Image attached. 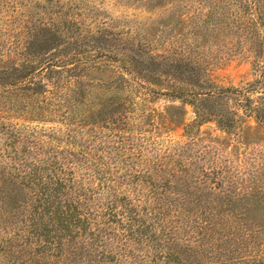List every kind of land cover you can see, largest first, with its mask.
Returning <instances> with one entry per match:
<instances>
[{"label": "rangeland", "instance_id": "1", "mask_svg": "<svg viewBox=\"0 0 264 264\" xmlns=\"http://www.w3.org/2000/svg\"><path fill=\"white\" fill-rule=\"evenodd\" d=\"M74 21L131 52L198 58L225 85L252 81L264 52V0H0V59L23 62L38 26ZM118 72L84 70L73 110L50 94L0 103V264H264V206L227 203L264 189L254 153L223 160L226 134L185 129L170 79L110 86Z\"/></svg>", "mask_w": 264, "mask_h": 264}, {"label": "trees", "instance_id": "2", "mask_svg": "<svg viewBox=\"0 0 264 264\" xmlns=\"http://www.w3.org/2000/svg\"><path fill=\"white\" fill-rule=\"evenodd\" d=\"M104 32L84 30L78 21L67 29L51 24L38 26L24 45L23 62H14L11 56L0 59V103L7 104V98L14 93L23 100L39 102L50 94L59 95L60 100L70 104L73 110L76 102L83 97L80 90L89 85L83 80L84 70L92 67L110 66L119 71L110 86L126 82L124 73L130 75L129 79H134L136 75L150 83H159L167 77L170 80L164 88L171 97L182 102L181 106L174 108L183 112L184 128L214 123L226 134L224 140L217 139L221 142L217 150L223 152V160L240 158L253 152L252 161L259 169L258 173L264 176L263 51L253 54L255 78L252 81L240 86L225 85L218 83L208 70L202 68L198 58L170 59L166 54L152 51L131 52L113 44ZM87 46L95 47L105 56L96 58L88 52ZM189 109L193 116L187 122ZM5 111L0 108V114ZM42 112L47 113V110ZM168 120L170 126H176L181 121L179 118ZM258 146L261 148L258 149ZM209 189L213 194H226L229 191L225 182H218ZM227 197L230 204L237 199H247L257 206H264L263 187L240 197L228 193ZM249 202L246 214L257 224L259 220L256 215L251 216L253 207Z\"/></svg>", "mask_w": 264, "mask_h": 264}]
</instances>
